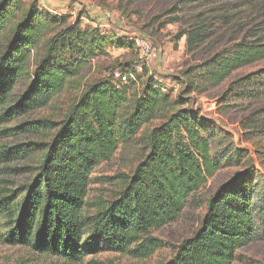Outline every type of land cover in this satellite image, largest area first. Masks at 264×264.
<instances>
[{
    "label": "trees",
    "instance_id": "16d2710c",
    "mask_svg": "<svg viewBox=\"0 0 264 264\" xmlns=\"http://www.w3.org/2000/svg\"><path fill=\"white\" fill-rule=\"evenodd\" d=\"M212 12L197 11L178 32L187 52L209 40L217 23L228 22ZM257 26L182 72L185 83L174 98L155 74H148L132 100L127 83L135 78L123 84L104 78L88 85L56 125L18 122L57 97L84 62L105 55L112 44L128 43L112 41L97 25L52 13L37 0H0V139L56 127L48 142L0 144V245L27 246L73 263L100 251L146 258L162 246L150 231L177 220L197 190L225 167L240 169L206 200L200 226L165 264H231L238 249L264 240V179L255 167L258 161L264 169V149L256 145L254 159L231 133L201 115L191 97L264 58V21ZM28 72L29 81L15 95ZM263 93L264 67L232 81L218 98V112L231 106V98L253 102ZM158 118L161 122L140 137L143 157L122 176L116 195L83 213L93 169ZM240 130L244 141L263 138L264 106L244 117ZM33 154L37 173L12 189L8 176L20 171L8 164Z\"/></svg>",
    "mask_w": 264,
    "mask_h": 264
},
{
    "label": "rangeland",
    "instance_id": "374dc122",
    "mask_svg": "<svg viewBox=\"0 0 264 264\" xmlns=\"http://www.w3.org/2000/svg\"><path fill=\"white\" fill-rule=\"evenodd\" d=\"M28 3L31 0H23ZM52 13L69 15L70 20L80 19L81 24L97 25L112 41L128 43L126 46L110 45L105 55L96 56L81 65L80 72L68 80L65 89L48 105L20 117L18 122L31 119L51 121L56 125L69 112L82 91L96 80L109 79L115 69L127 67L133 73L136 82H128L131 100L139 94L148 74L162 79L170 90L172 98L177 96L184 85L181 74L188 67L200 63L217 51L232 47L252 28L264 21V1L262 0H37ZM197 11L212 12L211 15H224L228 22L217 23L212 36L195 52L185 50L184 38L177 41L178 32L193 21ZM250 40V39H249ZM150 43L156 47L153 61L146 62L141 54L140 43ZM39 56L41 53L39 52ZM264 67V58L243 66L229 75L220 85L201 95H193V107L201 115L209 117L217 124V129L232 134L234 143L246 147L255 159L256 145L264 149V137L253 141H244L240 136V121L256 109L264 106V93L259 99L249 102L245 99L231 98L224 112H218V98L228 85L244 75ZM137 75V77L135 76ZM161 74V76L159 75ZM30 73L22 78L14 90L18 95L27 84ZM139 77V78H138ZM175 77V78H174ZM186 81V80H185ZM191 99V98H190ZM190 103V102H189ZM176 109V108H175ZM161 118L146 124L139 134L129 143L119 145L115 153L106 161L98 164L90 175L88 192L84 201L83 213L91 214L94 202L113 198L121 187L122 176L131 174L145 152L140 137L147 135ZM43 124V122H40ZM56 123V124H55ZM13 125V124H10ZM43 127L36 134L23 133L0 139V144L12 145L23 141L48 142L55 133ZM37 155L25 160L9 163L17 167L19 173L8 176L12 189L32 180L37 173ZM255 167L264 179V169L259 162ZM240 167H225L217 171L197 190L193 200L186 203L177 220L161 228L150 231L162 241V246L146 258L114 251L90 253L80 262H70L61 258L39 254L27 246L0 245V264H92L96 261L104 264H165L176 253L180 243L191 237L200 226L206 210V200L213 195L217 187ZM97 264V263H96ZM231 264H264V240H255L236 251Z\"/></svg>",
    "mask_w": 264,
    "mask_h": 264
},
{
    "label": "built area",
    "instance_id": "2783aa9c",
    "mask_svg": "<svg viewBox=\"0 0 264 264\" xmlns=\"http://www.w3.org/2000/svg\"><path fill=\"white\" fill-rule=\"evenodd\" d=\"M139 47L146 62H151L154 60L158 52L156 47L145 41H142ZM111 75L113 79L120 84L126 83L129 78L133 77V73L129 69H115L111 72Z\"/></svg>",
    "mask_w": 264,
    "mask_h": 264
},
{
    "label": "crops",
    "instance_id": "0c3cea01",
    "mask_svg": "<svg viewBox=\"0 0 264 264\" xmlns=\"http://www.w3.org/2000/svg\"><path fill=\"white\" fill-rule=\"evenodd\" d=\"M39 3V2H38ZM41 5V4H40ZM49 11H51V9H48ZM52 12V11H51Z\"/></svg>",
    "mask_w": 264,
    "mask_h": 264
}]
</instances>
